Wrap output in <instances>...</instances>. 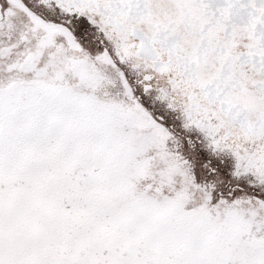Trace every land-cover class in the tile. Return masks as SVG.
I'll return each instance as SVG.
<instances>
[{"label":"snow or ice","instance_id":"obj_1","mask_svg":"<svg viewBox=\"0 0 264 264\" xmlns=\"http://www.w3.org/2000/svg\"><path fill=\"white\" fill-rule=\"evenodd\" d=\"M0 264H264V0H0Z\"/></svg>","mask_w":264,"mask_h":264}]
</instances>
